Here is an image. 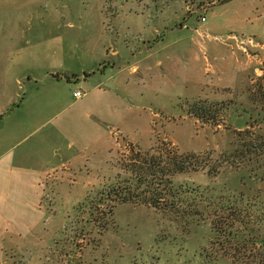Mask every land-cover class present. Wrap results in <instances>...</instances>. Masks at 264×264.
Listing matches in <instances>:
<instances>
[{
    "label": "rangeland",
    "instance_id": "374dc122",
    "mask_svg": "<svg viewBox=\"0 0 264 264\" xmlns=\"http://www.w3.org/2000/svg\"><path fill=\"white\" fill-rule=\"evenodd\" d=\"M29 1L14 13L19 26L2 33L0 66L20 84L13 80L0 114L38 72H89L98 85L64 88L74 107L48 124L62 118V142L81 154L44 180L60 235L38 252L41 262L264 264V0ZM199 101L219 106L218 125L189 114ZM176 149L196 155L194 170L171 178L201 194L198 214L98 203L101 189L141 165L134 153L163 159Z\"/></svg>",
    "mask_w": 264,
    "mask_h": 264
},
{
    "label": "crops",
    "instance_id": "0c3cea01",
    "mask_svg": "<svg viewBox=\"0 0 264 264\" xmlns=\"http://www.w3.org/2000/svg\"><path fill=\"white\" fill-rule=\"evenodd\" d=\"M32 5L35 3L29 0H0V59L6 54L3 48L7 49L2 44V33L8 31L6 28L19 26L21 21L16 20L14 13ZM188 45L184 46L186 50ZM13 70L16 71L0 66V100L9 99L5 93L13 80L20 84L18 78H11V74L16 73ZM86 74L83 78L68 80L61 77L55 68L51 73L38 72L37 76L42 77L27 79L22 100L13 102L14 105L4 115L0 114L3 115L0 123V264H17L20 256H24L25 264H43L38 252L50 245L57 234L60 235V225L55 226L57 223L51 222L56 218L57 210L51 213L44 207V180L64 167L76 166L81 151L76 153L72 142L67 145L62 142V118L52 126L48 124L66 109L74 107V101L66 102L64 88H72L74 83L79 86L87 84L90 90L98 87L97 84L91 86L88 81L90 73ZM53 75H59L61 79H55ZM82 92L81 97L75 98L84 97L86 92ZM86 104L98 109L94 102ZM82 109L79 106L71 113V126L76 123ZM64 146L70 152H66Z\"/></svg>",
    "mask_w": 264,
    "mask_h": 264
},
{
    "label": "trees",
    "instance_id": "16d2710c",
    "mask_svg": "<svg viewBox=\"0 0 264 264\" xmlns=\"http://www.w3.org/2000/svg\"><path fill=\"white\" fill-rule=\"evenodd\" d=\"M53 77L61 79L59 75H53ZM216 107L213 103L195 102L189 108V114L203 124L218 125L216 117L219 110ZM2 119L3 115H0V123ZM140 154V152L134 153L133 161L140 157L143 159L141 165L128 168L131 171L130 177L117 180L115 185L101 189L98 192V203L112 201L113 203L143 204L177 215L198 214L196 198L201 194L187 184L174 183L171 178L173 174L194 170V165L198 163L195 160L196 155L179 153L177 149L163 154L165 155L163 159L161 155L157 158L153 156L148 158L145 154L143 156Z\"/></svg>",
    "mask_w": 264,
    "mask_h": 264
},
{
    "label": "built area",
    "instance_id": "2783aa9c",
    "mask_svg": "<svg viewBox=\"0 0 264 264\" xmlns=\"http://www.w3.org/2000/svg\"><path fill=\"white\" fill-rule=\"evenodd\" d=\"M202 20H204V18L202 17ZM83 95V92L81 90H76L73 92V96L76 98H79Z\"/></svg>",
    "mask_w": 264,
    "mask_h": 264
}]
</instances>
